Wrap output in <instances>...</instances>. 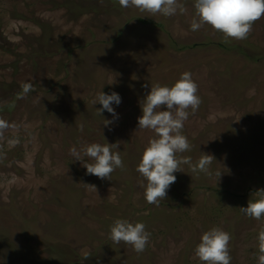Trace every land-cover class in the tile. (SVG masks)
Masks as SVG:
<instances>
[{
	"label": "rangeland",
	"instance_id": "1",
	"mask_svg": "<svg viewBox=\"0 0 264 264\" xmlns=\"http://www.w3.org/2000/svg\"><path fill=\"white\" fill-rule=\"evenodd\" d=\"M178 3L164 17L118 0H0V264H201L194 249L213 227L231 236V264H258L264 218L239 208L264 189V16L226 43L192 31L194 0ZM184 72L201 99L181 132L190 150L177 154L191 163L150 205L136 168L155 133L138 129L140 102ZM100 91L121 98L117 119L95 111ZM92 143L118 144L110 180L74 161L70 149ZM203 154L211 175L191 171ZM117 219L145 224L143 252L108 238Z\"/></svg>",
	"mask_w": 264,
	"mask_h": 264
},
{
	"label": "clouds",
	"instance_id": "2",
	"mask_svg": "<svg viewBox=\"0 0 264 264\" xmlns=\"http://www.w3.org/2000/svg\"><path fill=\"white\" fill-rule=\"evenodd\" d=\"M123 8L133 7L141 13L151 15L160 14L164 17L175 15L177 9H183L178 0H118ZM194 16L191 30L197 31L207 26L222 35L224 42L231 40H244L248 38L254 22L264 16V0H194ZM23 92L27 94L32 85L25 83ZM198 87L191 78V73H182L174 86L167 87L159 84L150 87V91L140 102L142 115L138 118V129H147L155 133L148 146L142 153L136 171L141 177L140 186L144 189L143 196L146 203L159 206L166 199L167 191L176 181L174 173L182 172V164H190V158H178V153L190 150L188 139L181 134L184 121L188 119L189 109L194 113L201 99L197 95ZM92 105L101 107L95 111L101 116L108 112L115 119L113 104L119 105L121 98L115 92L105 94L100 91L91 101ZM164 109V110H161ZM104 126L113 123L104 120ZM8 125L0 120V129ZM118 144L103 145L92 143L86 145L81 151L75 147L70 149L74 161L80 162L82 156L88 157L91 162H84L86 175L95 176L101 180H110L111 174L117 168H123V161ZM215 158L210 154H203L196 165L191 166L193 173L211 175L210 164ZM218 180L222 173H216ZM96 191L95 185L83 184ZM256 197L249 200L246 207H240L242 214L249 218L261 220L264 218V189L253 193ZM252 194V195H253ZM150 233L146 231L143 223H130L127 220L117 219L110 226L108 238L116 245L123 242L130 245L137 253L145 250ZM231 236L218 227L204 232L199 244L194 249V255L201 264H231L229 242ZM258 264H264V228L257 236Z\"/></svg>",
	"mask_w": 264,
	"mask_h": 264
},
{
	"label": "trees",
	"instance_id": "3",
	"mask_svg": "<svg viewBox=\"0 0 264 264\" xmlns=\"http://www.w3.org/2000/svg\"><path fill=\"white\" fill-rule=\"evenodd\" d=\"M218 46V48H220L221 50H224L226 47L223 43H217L216 44Z\"/></svg>",
	"mask_w": 264,
	"mask_h": 264
}]
</instances>
